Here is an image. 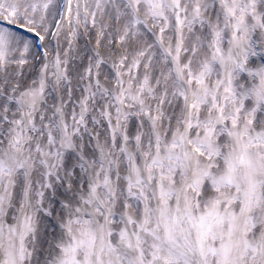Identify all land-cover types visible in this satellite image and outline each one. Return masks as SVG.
<instances>
[{"label":"snow or ice","instance_id":"obj_1","mask_svg":"<svg viewBox=\"0 0 264 264\" xmlns=\"http://www.w3.org/2000/svg\"><path fill=\"white\" fill-rule=\"evenodd\" d=\"M0 264H264V0H0Z\"/></svg>","mask_w":264,"mask_h":264}]
</instances>
